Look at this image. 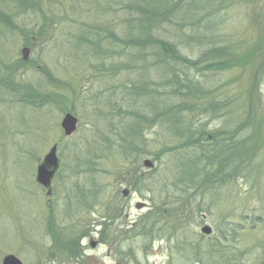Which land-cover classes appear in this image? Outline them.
I'll return each instance as SVG.
<instances>
[{"label":"rangeland","instance_id":"374dc122","mask_svg":"<svg viewBox=\"0 0 264 264\" xmlns=\"http://www.w3.org/2000/svg\"><path fill=\"white\" fill-rule=\"evenodd\" d=\"M144 3L0 0V263L12 254L22 264H264V0L196 11V22L181 0L152 31L192 59L226 53L219 66L184 70L205 95L168 100L187 103L179 117L194 145L133 90L144 84L161 104L169 74L151 49L128 43ZM196 33L204 39L189 42ZM67 112L77 118L68 137ZM54 144L48 196L35 170ZM191 159L202 179L189 188L180 178Z\"/></svg>","mask_w":264,"mask_h":264},{"label":"trees","instance_id":"16d2710c","mask_svg":"<svg viewBox=\"0 0 264 264\" xmlns=\"http://www.w3.org/2000/svg\"><path fill=\"white\" fill-rule=\"evenodd\" d=\"M144 1V4H136L134 7V10L138 15V19L133 20L137 32L135 35H132L128 43L132 46L139 47L140 51H143V53L146 49H151V56L154 57V62L161 66L163 76L164 74L168 73V75L170 76H165V80L163 81V83H161V88L162 90H164L162 101L160 100L161 104L159 103L157 97H155V94L157 95V92L155 90L154 92L149 91L144 84L142 86L139 85L133 90H136L135 94L139 95L140 97L144 96V94H148V103L150 109L152 111H155L161 108L160 112H163L162 117H164V119H162L160 116L159 117L162 119L163 123L169 124V128L172 129L177 135L186 139L187 143L190 144L191 142L193 144V133L188 128L189 123L182 124V117H179L180 113L187 109V103L176 104L174 102L169 105L168 100L169 98H172L175 101L176 98L183 101L194 100L199 98L201 95H205L200 84L194 81L192 77L184 72V70L188 71L191 69H198L200 64H204V67L206 68L212 65L219 66L223 63L224 54L226 53L223 49H217L214 47L210 49H200L197 57L195 59H192L182 53L175 44L167 40L157 38L152 34V31L155 30L158 25L171 23L172 17H174L176 11L180 8L181 0L171 4H169L168 0H165L164 5L160 0ZM235 1L242 2L249 0H188L187 5L189 6L190 4H193V6L191 7V9H188L187 12L189 13L193 11L194 14L190 16L187 14V12L186 14L188 18H193V20L196 22L197 19H201V17H197V14H199L197 12L203 11V15H205V18H207V16L213 10L215 11L217 9H220L224 5V3L228 5V3H233ZM185 19L186 18H182L180 20ZM187 39H189V42H200L204 38L202 36V33H196L192 36H189ZM155 89L157 90V85L155 86ZM210 107L211 105H209V107L207 105L206 107L202 108V111L210 112L208 111L210 110ZM135 126L136 127L134 128L137 129L136 132L124 136V140L127 142L128 146L124 147L125 155H128L130 151H133L134 145L130 138L136 134L140 135L139 129L144 128L142 123L136 124ZM204 146L205 144L203 143L200 145V148L203 149ZM214 151L216 152L212 153L214 159L218 160L224 158L223 151L221 150V144H217V146L214 148ZM234 152L232 154V159L236 158ZM228 153L229 152H226V154ZM189 161L191 162L192 170L189 169L190 167H186L183 171V175L180 178V181L184 184V187L188 186L190 188L193 185L197 186L202 178L197 177V169L193 168L194 164H192L194 163V160L191 159ZM203 166H206L205 162Z\"/></svg>","mask_w":264,"mask_h":264},{"label":"water","instance_id":"95a60500","mask_svg":"<svg viewBox=\"0 0 264 264\" xmlns=\"http://www.w3.org/2000/svg\"><path fill=\"white\" fill-rule=\"evenodd\" d=\"M29 53V49L24 47L21 50L22 59L26 60ZM77 118L71 113H65L60 121V127L65 136H70L76 129ZM143 166L151 168L153 163L145 159ZM59 166V159L56 155V144L52 145L47 153L43 156L41 162L36 167L35 181L46 190V194H51V181L54 177ZM127 192L124 191L125 195ZM200 232L205 235L211 234L212 230L209 225H203L200 228ZM1 264H22L20 260L12 254L5 255L1 261Z\"/></svg>","mask_w":264,"mask_h":264}]
</instances>
